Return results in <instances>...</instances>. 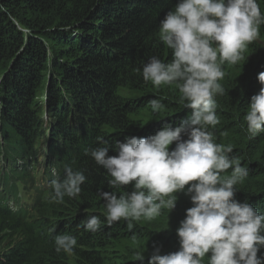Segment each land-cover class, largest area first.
I'll list each match as a JSON object with an SVG mask.
<instances>
[{
  "label": "trees",
  "instance_id": "trees-1",
  "mask_svg": "<svg viewBox=\"0 0 264 264\" xmlns=\"http://www.w3.org/2000/svg\"><path fill=\"white\" fill-rule=\"evenodd\" d=\"M177 2L0 0V264H142L135 260L142 251L147 264L156 247L161 255L179 249L176 229L193 206L190 194L174 193L175 207L163 208L154 220L121 219L108 226L99 190L119 196L134 187H112V177L85 154L108 146V155L115 156L117 141L148 137L191 115L175 86L156 89L141 74L153 56L171 62L172 50L160 41L159 27ZM257 3L264 14V0ZM244 56L236 65H223L224 94L215 97L219 123L209 131L216 143L231 145L229 156L249 169L234 198L264 214V133L249 139L244 119L251 96L261 88L257 74L264 72V24ZM154 98L164 105L158 112L150 107ZM43 139V163L59 175L65 166L85 175L77 197L49 203L44 190L25 187L35 180L33 161ZM17 159L23 161L20 169ZM90 215L102 221L97 232L82 226ZM59 235L75 237L71 254L56 251ZM261 252L264 248L257 255Z\"/></svg>",
  "mask_w": 264,
  "mask_h": 264
},
{
  "label": "clouds",
  "instance_id": "clouds-1",
  "mask_svg": "<svg viewBox=\"0 0 264 264\" xmlns=\"http://www.w3.org/2000/svg\"><path fill=\"white\" fill-rule=\"evenodd\" d=\"M261 24L264 14L257 0H178L159 27L160 41L172 50L171 62L153 56L141 74L156 89L175 86L183 108L191 109V115L179 126L165 124L148 137L117 141L115 156L108 155V146L85 150L112 177L108 181L112 187L130 183L134 187L119 196L99 190L108 226L121 219L154 220L163 208L170 211L175 207L174 193L190 194L193 206L186 209L176 229L179 249L161 255L156 247L147 264H203L206 255L208 264H264V252L257 255L264 248V214L234 198L236 185L249 175V169L229 156L231 145L216 143L209 131L219 123L215 97L224 94L219 83L225 77L223 65L246 59L244 53L259 36ZM257 80L261 88L251 96L244 116L249 139L264 133V72L257 74ZM149 103L154 112L164 107L160 99ZM182 134L187 138L182 139ZM173 142L175 148L170 151ZM43 162L44 150V184L37 186L49 203L81 193L86 180L81 171L65 166L59 175L57 168ZM229 169L231 174L224 175ZM82 226L97 232L102 221L90 215ZM76 243L69 235L55 238L57 252L71 254ZM144 259L143 251L136 254L135 260L143 264Z\"/></svg>",
  "mask_w": 264,
  "mask_h": 264
},
{
  "label": "rangeland",
  "instance_id": "rangeland-1",
  "mask_svg": "<svg viewBox=\"0 0 264 264\" xmlns=\"http://www.w3.org/2000/svg\"><path fill=\"white\" fill-rule=\"evenodd\" d=\"M42 153H43V146L39 148L38 150V154L36 156V171H37V174H36V177H35V180L33 183H30V182H25V187L27 188L28 191H34L35 190V187L37 185H40V186H43L44 184V180L41 179V173H42V170L44 169V166L42 164ZM30 162H32L30 160ZM22 164H23V161H20V160H17L16 161V165H17V168L20 169L22 167ZM3 166V162L2 160H0V167ZM28 168H30V165H27ZM1 171H2V168H1ZM18 184H21V183H18ZM23 185H21L20 189H19V194L23 195L24 193V190L22 189ZM38 187V186H37ZM27 201L24 200V204L26 203ZM69 212H74V210H70ZM76 213H79L81 214V212L77 209L76 210Z\"/></svg>",
  "mask_w": 264,
  "mask_h": 264
},
{
  "label": "flooded vegetation",
  "instance_id": "flooded-vegetation-1",
  "mask_svg": "<svg viewBox=\"0 0 264 264\" xmlns=\"http://www.w3.org/2000/svg\"><path fill=\"white\" fill-rule=\"evenodd\" d=\"M57 224H58V223L55 222V223H54V227L57 226Z\"/></svg>",
  "mask_w": 264,
  "mask_h": 264
}]
</instances>
